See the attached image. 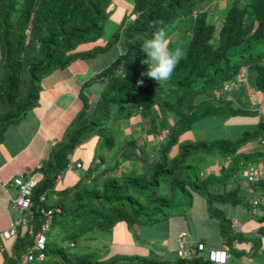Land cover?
I'll list each match as a JSON object with an SVG mask.
<instances>
[{"label":"trees","instance_id":"1","mask_svg":"<svg viewBox=\"0 0 264 264\" xmlns=\"http://www.w3.org/2000/svg\"><path fill=\"white\" fill-rule=\"evenodd\" d=\"M213 1L133 0L131 12L121 16L106 41L102 37L113 0H0V143L5 132L35 107L44 78L119 47L114 61L85 83L102 81L97 100L92 104L79 94L65 142L36 171L27 222L18 225L4 264H216L208 257L211 245L202 254L203 241L186 242L183 257L178 248L149 250L146 255L109 254L108 247L76 250L89 236L111 235L118 226L128 235L137 227L168 229L176 220L187 229L186 219L196 208L214 225L215 244L229 255L225 264L254 263V257L264 256V214L256 213L259 207L264 210V200L252 205L264 197V179L249 181L245 175L248 167L264 168L252 164L264 162V156L241 153L250 142L264 143V122L232 139H182L206 116L252 113L234 107L232 92L250 84L264 94V0L243 5L234 0L223 16L217 14V24L208 8ZM179 18L190 21L181 47L186 55L172 78L159 86L142 75L147 65L142 63L140 43L155 30L150 27L154 21L162 22L158 26L167 31ZM174 44L170 41V47ZM242 71L246 82L224 90ZM143 113L150 131L160 137L151 151L139 146L132 132L131 122ZM78 147L81 155L73 159ZM213 154L226 160L217 172L216 161L207 160ZM71 161L80 167H69ZM243 165L250 199L240 187H226ZM66 170L78 171V176L57 188ZM226 205L245 206L249 219L259 224L247 230L238 220L234 227L233 216L221 208ZM185 229L176 235L183 231L187 237ZM38 235L43 237L41 247L28 252ZM26 255L31 258L23 260Z\"/></svg>","mask_w":264,"mask_h":264},{"label":"rangeland","instance_id":"2","mask_svg":"<svg viewBox=\"0 0 264 264\" xmlns=\"http://www.w3.org/2000/svg\"><path fill=\"white\" fill-rule=\"evenodd\" d=\"M234 0L224 1L222 8H219L218 1L214 0L211 3L212 9V21L214 23H218L219 15L218 10L221 9L220 15H224L226 9L232 4ZM240 5L248 3L250 0H236ZM215 2V3H214ZM133 6V0H113L112 3V13L110 19L106 22L104 35L102 37L103 40H109L112 32L115 30L117 23L121 16L128 15L131 12ZM188 19V18H187ZM180 18L175 22V24L167 29V34L170 38V41L174 42L175 47L183 48V37H184V26L189 25L190 21ZM119 47H112L106 53L98 54L96 57L80 60L81 62H77V66H71L67 71L69 73H73L76 70L89 69L91 75L93 72H97L100 69L105 68L108 64L114 61L117 56V51ZM144 59H147L146 53H144ZM60 73H66V71L61 72V70L54 71L49 77H56ZM86 73V72H85ZM90 75V74H89ZM48 77V76H47ZM84 78L81 74H78L77 78ZM47 78H44L40 82V89L43 87V84ZM249 86V87H248ZM252 86L249 84L247 88H251ZM246 88H242L239 92H232V97L234 102V107H241L247 111H251L252 113L246 115H235L230 116L227 114L223 115H209L204 117L201 120H198L193 125L191 131L187 132L183 139L186 140H194V139H202L206 141H215L220 139H232L238 137L243 131H254L257 128V124L259 122H264V94L259 92H253V94H247L244 92ZM252 91V90H251ZM238 93L240 94L241 103L237 101ZM218 92L216 93V95ZM145 113H143L140 117L133 119L131 124L133 125V136L137 139V143L142 148H145L147 151H151L154 148V143L157 137L150 131L149 119L145 117ZM129 131V130H128ZM261 137H264V130H261ZM242 156L244 153L248 154L250 158L261 157L264 156V143H260L259 141H254L246 144L241 150ZM81 155L80 147H78V151L74 152L73 159L79 158ZM208 161L215 162L216 167L213 169L215 172L218 171L220 165L224 164L226 160H222L218 158L217 154H213L208 157ZM207 161L203 163L205 165ZM252 164L258 166H264V162L262 161H253ZM247 165H243L239 168V173L237 176L231 178L227 183V189H232L236 186L240 187V193L244 194L245 198H252V194H248L246 192L249 191L250 185L246 181L244 176V170ZM127 168L128 164L121 167ZM119 173V172H118ZM212 175L219 176L215 173H211ZM78 176V171L74 172L72 170H66L62 175L61 180L57 183L56 187H65L71 184L73 180ZM258 193V191H257ZM256 193V194H257ZM49 198L51 193L48 194ZM16 196V194H15ZM250 197V198H249ZM222 210L228 216H235L239 221H241L245 227V229L249 230V228H253L257 226L259 222L254 219H249V212L243 205L231 207V206H221ZM257 216L264 214V210H261L260 207L256 209ZM187 229H185V225H182L180 221H174L170 224L167 229L164 225H159L155 227H137L133 234H126L123 230L122 226H118L116 230L111 235H106L102 233H98L93 236H89L86 240L80 242L79 246L76 248L78 252L89 251V250H100L102 247L109 248V254H119V255H146L149 250L156 251L157 253L166 252V249L173 250L178 248L177 238L175 237L176 233L185 229L187 232L186 242L190 241H203L206 243V249L202 252V254H207L210 245L215 246L216 239V231L215 227L211 221L202 213L201 210L197 209L191 213L186 219ZM179 224V225H178ZM169 231V232H168ZM169 233V235H165ZM249 235V234H248ZM130 236V239H129ZM155 236V237H149ZM164 236V237H163ZM166 236V237H165ZM142 240H146L144 242H140ZM176 247V248H175ZM186 252L188 250L185 249ZM252 262H243V264H264V256L254 257ZM231 264H240L238 262H232Z\"/></svg>","mask_w":264,"mask_h":264},{"label":"crops","instance_id":"3","mask_svg":"<svg viewBox=\"0 0 264 264\" xmlns=\"http://www.w3.org/2000/svg\"><path fill=\"white\" fill-rule=\"evenodd\" d=\"M217 1L219 8H222L221 5L227 0ZM220 10L218 13H221ZM77 62L81 61H75L61 70L66 73L46 77L35 107L27 113L20 124L10 127L5 132L0 143V264L5 263V256L8 257L12 250L15 235L9 236V230L18 219L26 216V213L15 210L10 201V198L17 194V189L11 185L12 178H34L37 175L36 171L46 163L50 153L59 143L65 142L67 129L79 106V94L83 92L93 104L103 87L102 81L85 84L102 69L93 72L92 75L88 68L69 73L67 70L71 66L73 68L77 66ZM78 74L84 78H77ZM251 90L247 88L245 93L253 94L254 91ZM233 219L238 221L235 216ZM18 229L19 226H16V231ZM180 233L184 232L180 231L175 237L177 238ZM212 247L220 245L215 244Z\"/></svg>","mask_w":264,"mask_h":264},{"label":"built area","instance_id":"4","mask_svg":"<svg viewBox=\"0 0 264 264\" xmlns=\"http://www.w3.org/2000/svg\"><path fill=\"white\" fill-rule=\"evenodd\" d=\"M246 82V76H245V71H242L241 74L238 75L237 77V82H231L229 84H226L224 86V90L230 89V88H236L238 87L239 83H245ZM219 93L217 94V96ZM75 166V168H79L80 164L79 163H73L71 161L68 166ZM246 177L248 178L249 181H258L259 179H264V168H253V167H248L246 170ZM11 185L14 186L17 189V194L13 198H10V201L12 203V206L15 210L21 212V213H27L29 208L31 207V192L32 189L35 185V181L33 178H26L22 179L21 177H14L11 180ZM40 199H43L42 197ZM260 200H264V197L257 198L252 201V205H256ZM49 215V213H47ZM27 222V217L24 216L21 219H18L16 221V224L12 226V228L9 230L8 235L9 236H14L16 234V226L18 225H24ZM233 226L238 227L239 223L237 220H233ZM47 227V225L44 226V228ZM43 242V237L41 235H38L36 237V243L35 247L31 248L29 251L41 247ZM177 243H178V249H177V254L178 256H186V234L185 233H180L177 237ZM199 248H202V246H199ZM209 259L213 261L216 264H225L227 258L229 257L227 251L224 248L221 247H212L211 250L209 251L208 255ZM31 257L29 255H26L23 260L30 259Z\"/></svg>","mask_w":264,"mask_h":264},{"label":"clouds","instance_id":"5","mask_svg":"<svg viewBox=\"0 0 264 264\" xmlns=\"http://www.w3.org/2000/svg\"><path fill=\"white\" fill-rule=\"evenodd\" d=\"M161 24L160 21H154L150 27L155 30L149 38H144L140 43L142 51L147 56V59L142 61L147 65V71L142 75L156 81L159 86L172 78L175 68L186 55L181 48L170 47V38L165 28L158 26ZM138 83H143V81H138Z\"/></svg>","mask_w":264,"mask_h":264}]
</instances>
